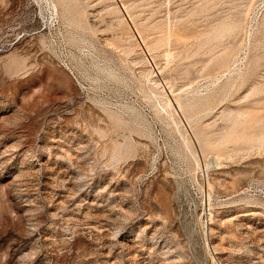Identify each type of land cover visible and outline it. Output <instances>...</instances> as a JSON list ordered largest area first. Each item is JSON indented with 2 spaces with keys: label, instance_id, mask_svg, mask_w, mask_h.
<instances>
[{
  "label": "rangeland",
  "instance_id": "374dc122",
  "mask_svg": "<svg viewBox=\"0 0 264 264\" xmlns=\"http://www.w3.org/2000/svg\"><path fill=\"white\" fill-rule=\"evenodd\" d=\"M0 264H264V0H0Z\"/></svg>",
  "mask_w": 264,
  "mask_h": 264
},
{
  "label": "bare ground",
  "instance_id": "6f19581e",
  "mask_svg": "<svg viewBox=\"0 0 264 264\" xmlns=\"http://www.w3.org/2000/svg\"><path fill=\"white\" fill-rule=\"evenodd\" d=\"M262 6V5H261ZM53 8H54V6H53ZM54 11V10H53ZM55 12V11H54ZM225 33H227L226 31H215L214 32V34H213V36H212V40L213 41H215V40H222V39H224V36H225ZM217 43V42H216ZM219 44V43H218ZM246 59V58H245ZM231 70V69H230ZM217 86V85H216ZM168 97V96H167ZM170 97V96H169ZM168 97V98H169ZM169 100H170V98H169ZM179 101H180V99H178ZM168 101V100H167ZM170 102H173V101H170ZM167 103V102H166ZM169 104V103H168ZM172 104V103H171ZM179 104H181V103H179ZM173 105H174V103H173ZM166 107H167V105H166ZM177 107V105L174 107V108H176ZM169 108H171V107H169ZM173 108V107H172ZM174 108H173V111H174ZM178 108H180V107H178ZM177 108V109H178ZM182 109V108H181ZM179 111V110H178ZM179 113V112H178ZM176 114V113H175ZM180 115V114H179ZM209 161V160H208ZM218 163H219V161H218ZM218 163H217V165H218ZM212 164V163H211ZM216 164V163H215ZM216 166V165H215ZM214 166V167H215ZM209 235V234H208Z\"/></svg>",
  "mask_w": 264,
  "mask_h": 264
}]
</instances>
